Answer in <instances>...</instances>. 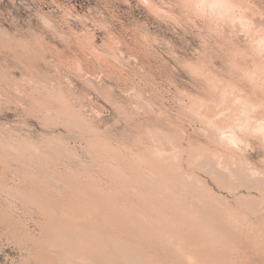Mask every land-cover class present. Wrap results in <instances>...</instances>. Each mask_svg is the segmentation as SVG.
Here are the masks:
<instances>
[{"label":"rangeland","instance_id":"obj_1","mask_svg":"<svg viewBox=\"0 0 264 264\" xmlns=\"http://www.w3.org/2000/svg\"><path fill=\"white\" fill-rule=\"evenodd\" d=\"M222 1L0 0V264H264V0Z\"/></svg>","mask_w":264,"mask_h":264},{"label":"bare ground","instance_id":"obj_2","mask_svg":"<svg viewBox=\"0 0 264 264\" xmlns=\"http://www.w3.org/2000/svg\"><path fill=\"white\" fill-rule=\"evenodd\" d=\"M225 0H223L222 2H224ZM234 1V0H233ZM207 2H209V1H207ZM206 2V4H209V3H207ZM227 2V1H226ZM231 3V2H230ZM220 5V4H219ZM207 6V5H206ZM225 6H227V5H225ZM230 25V24H229ZM263 43V42H262ZM263 46V45H262ZM260 47V46H259ZM256 49V48H255ZM264 50V49H263ZM247 53V52H246ZM235 58V57H234ZM227 96V95H226ZM243 102V101H242ZM246 102V101H245ZM247 103V102H246ZM247 109V108H246ZM232 113V112H231ZM261 123V122H260ZM244 124V123H243ZM253 124V123H252ZM259 124V123H258ZM261 125H264V124H260V126ZM231 128V127H230ZM239 129H241V128H239ZM232 130V129H231ZM262 130H264L263 129V127H262ZM241 131V130H240ZM250 131V130H249ZM261 131V130H260ZM256 133V132H255ZM263 134V133H262ZM261 137V136H260ZM262 139V138H261ZM222 154V153H221ZM214 155V154H213ZM215 157H216V155H215ZM159 158H160V156H159ZM155 159V158H154ZM161 159V158H160ZM164 159V158H163ZM195 159V158H194ZM166 160V159H165ZM219 160V159H218ZM209 161V160H208ZM233 161V160H232ZM155 162H158V161H155ZM204 162V161H203ZM214 162V161H213ZM159 163V162H158ZM164 163V162H163ZM206 163V162H205ZM229 163V162H228ZM200 164H202V163H200ZM236 164V163H235ZM203 165V164H202ZM207 165V164H206ZM206 165L204 166V167H206ZM214 165V164H213ZM237 165V164H236ZM172 166H174V165H172ZM247 166H248V164H247ZM160 167V166H159ZM162 167V166H161ZM200 167V166H199ZM216 167V166H215ZM219 167V166H218ZM162 168H164V167H162ZM161 168V169H162ZM175 168V167H174ZM211 168V167H210ZM225 168H227V167H225ZM250 168V167H249ZM248 168V169H249ZM160 169V170H161ZM166 168H164V169H162V170H165ZM159 170V171H160ZM252 170V169H251ZM257 169H254V171H256ZM166 171V170H165ZM258 172V171H257ZM155 173V172H154ZM167 173H169V172H167ZM247 173V172H246ZM157 174H159V173H157ZM147 175V174H146ZM152 175V174H151ZM156 175V174H155ZM154 175V176H155ZM163 175V174H162ZM165 175V174H164ZM237 175V174H236ZM262 175V174H261ZM259 176V175H258ZM162 177V176H161ZM219 177V176H218ZM251 177V176H250ZM169 178V177H168ZM157 179V178H156ZM163 179V178H162ZM171 179V178H170ZM169 179V180H170ZM154 180V179H153ZM159 180H161V178L159 179ZM147 181V180H146ZM164 181V180H163ZM166 181V180H165ZM120 182V181H119ZM170 182V181H169ZM178 182V181H177ZM226 182V181H225ZM173 183V182H172ZM181 183V182H180ZM226 183H228V182H226ZM177 184V183H176ZM152 185V184H151ZM168 185V184H167ZM174 185V184H173ZM179 185H181V184H179ZM185 185V184H184ZM115 187V186H114ZM170 187V186H169ZM182 187V186H181ZM245 187V186H244ZM155 188V187H154ZM183 188H185V187H183ZM183 188H182V190H183ZM192 188V187H191ZM41 189V188H40ZM78 189V188H77ZM116 190V189H115ZM170 190H175L174 188L173 189H170ZM86 192V191H85ZM95 192H97V191H95ZM142 193H144V192H142ZM176 193V192H175ZM75 194V193H74ZM100 194V193H99ZM98 194V195H99ZM186 194V193H185ZM205 194V193H204ZM115 195V194H114ZM72 196V195H71ZM96 196V195H95ZM104 196V195H103ZM43 197V196H42ZM45 197V196H44ZM48 197V196H47ZM121 197V196H120ZM126 197V196H125ZM124 198V197H123ZM133 198V197H132ZM158 198V197H157ZM49 199V198H48ZM51 199V198H50ZM71 199V198H70ZM113 199V198H112ZM135 199V198H134ZM143 199V198H142ZM46 200V199H45ZM50 201V200H49ZM109 201V200H108ZM142 201V200H141ZM199 201V200H198ZM104 202V201H103ZM152 202V201H151ZM160 202V201H159ZM47 203V202H46ZM64 203V202H63ZM105 203V202H104ZM108 203V202H107ZM106 203V205H108ZM162 203V202H161ZM194 203V202H193ZM51 204V203H50ZM88 204V203H87ZM180 204H182V203H180ZM203 204H205V203H203ZM56 205V204H55ZM82 205H84V204H82ZM110 205V204H109ZM134 205V204H133ZM183 205V204H182ZM199 205H201V204H199ZM63 206V205H62ZM69 206V205H68ZM72 206V205H71ZM80 206V205H79ZM86 206V205H85ZM89 206V205H88ZM100 206V205H99ZM115 206V205H114ZM136 206V205H135ZM145 206V205H144ZM185 206V205H184ZM187 206H188V204H187ZM108 207V206H107ZM138 207V206H137ZM159 207V206H158ZM170 207V206H169ZM197 207V206H196ZM201 207H202V205H201ZM64 208V207H63ZM70 207H68L67 209H69ZM77 208V207H76ZM76 208H74V209H76ZM111 208V207H110ZM135 208V207H134ZM140 208V207H139ZM171 208V207H170ZM170 208H168V209H170ZM192 208H193V206H192ZM210 208V207H209ZM60 209V208H59ZM66 209V208H65ZM178 209V208H177ZM181 209V208H180ZM191 209V208H190ZM115 210V209H114ZM139 210V209H138ZM145 210V208L143 209V211ZM189 210V209H188ZM74 211V210H73ZM90 211H92L91 210V208H90ZM110 211V210H109ZM120 211V210H119ZM125 211V210H124ZM199 211V210H198ZM217 211V210H216ZM57 212V211H56ZM71 212V211H70ZM69 212V213H70ZM79 212V211H78ZM126 212V211H125ZM138 212H140V211H138ZM68 213V214H69ZM85 213H87V212H85ZM114 213H117V212H114ZM133 213V212H132ZM148 213H150V211L148 212ZM147 213V214H148ZM159 213V212H158ZM167 213V212H166ZM191 213V212H190ZM189 213V214H190ZM204 213V212H203ZM50 214V213H49ZM52 214V213H51ZM62 214V213H61ZM89 214V213H88ZM92 214V213H91ZM109 213H107V215H108ZM120 214V213H119ZM126 214V213H125ZM171 214V213H170ZM70 215V214H69ZM116 215V214H115ZM115 215H111V216H115ZM118 215V214H117ZM128 215V214H127ZM132 215V214H131ZM135 215V214H134ZM144 215V214H143ZM162 215H163V213H162ZM168 215V214H167ZM174 215V214H173ZM199 215V214H198ZM214 215H216L215 213H214ZM229 215H230V213H229ZM56 216V215H55ZM124 216H126V215H124ZM133 216V215H132ZM147 216V215H146ZM145 216V217H146ZM152 216V215H151ZM171 216V215H170ZM183 216V215H182ZM210 216V215H209ZM67 217H68V215H67ZM66 217V218H67ZM79 217V216H78ZM91 217H93V216H91ZM109 217V216H108ZM127 217H129V216H127ZM134 217V216H133ZM141 217V216H140ZM154 217V219L156 218L155 216H153ZM163 217V216H162ZM172 217V216H171ZM186 217V216H185ZM202 217H204V216H202ZM201 217V218H202ZM212 217V216H211ZM224 217H226V215L224 216ZM56 218H57V216H56ZM60 218V217H59ZM62 218V217H61ZM65 218V219H66ZM72 218H73V216H72ZM71 218V219H72ZM116 218H118V217H116ZM124 218V217H123ZM147 218V217H146ZM165 218V217H164ZM170 218V217H169ZM189 218V217H188ZM69 219V218H68ZM136 219V218H135ZM166 219V218H165ZM207 219V218H206ZM209 219V218H208ZM60 220V219H59ZM125 220V219H124ZM128 220V219H127ZM127 220H126V222H127ZM156 220V219H155ZM163 220V219H162ZM194 220V219H193ZM202 220V219H201ZM226 220H228V219H226ZM64 221V220H63ZM70 221V220H69ZM91 221V220H90ZM120 221V220H119ZM129 221V220H128ZM138 221V220H137ZM150 221V220H149ZM148 221V222H149ZM165 221V220H164ZM167 221V220H166ZM200 221V220H199ZM202 221H204V220H202ZM210 221V220H209ZM56 222V221H55ZM65 222V221H64ZM86 222V221H85ZM125 222V221H124ZM136 222V221H135ZM134 222V223H135ZM172 222V221H171ZM177 222V221H176ZM184 222V221H183ZM186 222V221H185ZM223 222V221H222ZM231 222V221H230ZM65 223H67V221L65 222ZM91 223V222H90ZM121 223V222H120ZM132 223V222H131ZM168 223V222H167ZM175 223V222H174ZM192 223V222H191ZM54 224V223H53ZM69 224V223H68ZM67 224V225H68ZM84 224V223H83ZM122 224V223H121ZM152 224H154V222H152ZM162 223H160L159 225H161ZM163 224H164V222H163ZM180 224V223H179ZM185 224V223H184ZM193 224V223H192ZM206 224H208V223H206ZM227 224V223H226ZM232 224V223H231ZM56 225V224H55ZM73 225V224H72ZM77 225V224H76ZM170 225H171V223H170ZM194 225V224H193ZM196 225H198V224H196ZM212 225V224H211ZM230 225V224H229ZM58 226V225H57ZM56 226V227H57ZM63 226H65V225H63ZM71 226V225H70ZM69 226V227H70ZM78 226V225H77ZM82 226V225H81ZM92 226V225H91ZM131 226V225H130ZM205 226V225H204ZM220 226V225H219ZM163 226H161V228H162ZM190 227V226H189ZM194 227V226H193ZM202 227H203V225H202ZM224 227V226H223ZM53 228V227H52ZM61 228V227H60ZM82 228V227H81ZM166 228H167V226H166ZM176 228V227H175ZM180 228V227H179ZM74 229V228H73ZM91 229V228H90ZM203 229V228H202ZM212 229V228H211ZM75 230V229H74ZM73 230V231H74ZM77 230H78V228H77ZM76 230V231H77ZM82 230V229H81ZM169 230V229H168ZM66 231V230H65ZM84 231H87V230H84ZM177 231H178V229H177ZM181 231V230H180ZM234 231V230H233ZM55 232V231H54ZM63 232V231H62ZM70 232H71V230H70ZM70 232L68 233V234H70ZM81 232V231H80ZM89 232V231H88ZM92 232V231H91ZM96 232V231H95ZM196 232V231H195ZM57 233V232H56ZM55 233V234H56ZM64 233V232H63ZM72 233V232H71ZM83 233V232H82ZM179 233V232H178ZM201 233H204V232H201ZM217 233V232H216ZM84 234V233H83ZM231 234H233V233H231ZM57 235V234H56ZM55 235V236H56ZM59 235V234H58ZM64 235V234H63ZM81 235V234H80ZM85 235V234H84ZM90 235V234H89ZM227 235V234H226ZM95 236V235H94ZM188 236V235H187ZM187 236H185V237H187ZM196 236V235H195ZM200 236V235H199ZM209 236V235H208ZM218 236V235H217ZM221 236V235H220ZM99 237V236H98ZM173 237V236H172ZM177 237V236H176ZM58 238V237H57ZM62 238V237H61ZM71 238V237H70ZM87 238V237H86ZM92 238V237H91ZM170 238V237H169ZM174 238V237H173ZM179 238H181V237H179ZM188 238V237H187ZM203 238V237H202ZM213 238V237H212ZM66 239V238H65ZM68 239V238H67ZM74 239H76V236H74ZM80 239H81V237H80ZM94 239V238H93ZM197 239V238H196ZM220 239V238H219ZM57 240V239H56ZM85 240H87V239H85ZM177 240V239H176ZM229 240V239H228ZM65 241V240H64ZM68 241V240H67ZM74 241V240H73ZM72 241V242H73ZM76 242H78L79 243V241H77V240H75ZM88 241V240H87ZM195 241V240H194ZM197 241V240H196ZM200 241V240H199ZM213 241V240H212ZM222 241H224V240H222ZM57 242V241H56ZM62 242V241H61ZM70 242H71V240H70ZM71 242V243H72ZM89 242V241H88ZM181 242V241H180ZM198 242V241H197ZM60 243V242H59ZM63 243V242H62ZM66 243V242H65ZM91 243H93V242H91ZM103 243V242H102ZM124 243V242H123ZM137 243V242H136ZM182 243V242H181ZM193 243V242H192ZM168 244V243H167ZM205 244V243H204ZM63 245V244H62ZM75 245V244H74ZM78 245H80V244H78ZM90 245H92V244H90ZM103 245V244H102ZM81 246H84V245H81ZM107 246V245H106ZM135 246V245H134ZM139 246V245H138ZM119 247V246H118ZM188 247V246H187ZM199 247H200V245H199ZM202 247V246H201ZM204 247V246H203ZM76 248V247H75ZM89 248H91V247H89ZM80 249H81V247H80ZM186 249V248H185ZM176 251V250H175ZM179 251V250H178ZM202 251V250H201ZM82 252H85V251H82ZM91 252V251H90ZM169 252V251H168ZM180 252V251H179ZM88 253V252H87ZM94 253V252H93ZM200 254V253H199ZM203 254H205V253H203ZM209 254V253H208ZM144 255V254H143ZM170 255V254H169ZM183 255H185V254H183ZM206 255V254H205ZM137 256V255H136ZM210 256V255H209ZM212 256H214V255H212ZM217 256V255H216ZM141 257V256H140ZM150 257V256H149ZM187 257V256H186ZM109 258V257H108ZM174 258V257H173ZM202 258V257H201ZM204 258V257H203ZM208 258V257H207ZM96 259V258H95ZM181 258H179L178 260H180ZM139 260H141V259H139ZM143 260V259H142ZM177 260V259H176ZM225 260V259H224ZM93 261V260H92ZM91 261V262H92ZM152 261V260H151ZM178 262V261H177ZM114 263V262H113ZM140 263V262H139ZM222 263V262H221ZM94 264H97V263H94ZM99 264H101L100 262H99ZM109 264V263H108ZM111 264V263H110Z\"/></svg>","mask_w":264,"mask_h":264}]
</instances>
